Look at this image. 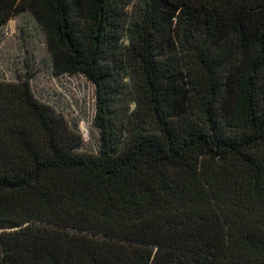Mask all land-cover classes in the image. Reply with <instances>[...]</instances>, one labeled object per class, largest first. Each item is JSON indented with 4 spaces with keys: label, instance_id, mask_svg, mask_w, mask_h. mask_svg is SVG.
I'll list each match as a JSON object with an SVG mask.
<instances>
[{
    "label": "trees",
    "instance_id": "1",
    "mask_svg": "<svg viewBox=\"0 0 264 264\" xmlns=\"http://www.w3.org/2000/svg\"><path fill=\"white\" fill-rule=\"evenodd\" d=\"M25 10L99 150L0 81V264H264V0H0V28Z\"/></svg>",
    "mask_w": 264,
    "mask_h": 264
},
{
    "label": "rangeland",
    "instance_id": "2",
    "mask_svg": "<svg viewBox=\"0 0 264 264\" xmlns=\"http://www.w3.org/2000/svg\"><path fill=\"white\" fill-rule=\"evenodd\" d=\"M118 38L119 48L128 45L124 32ZM52 66L44 29L31 11L21 12L0 28V81L29 78L34 96L52 106L80 135L81 151L97 154L95 86L80 73L56 76Z\"/></svg>",
    "mask_w": 264,
    "mask_h": 264
}]
</instances>
